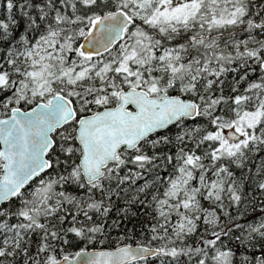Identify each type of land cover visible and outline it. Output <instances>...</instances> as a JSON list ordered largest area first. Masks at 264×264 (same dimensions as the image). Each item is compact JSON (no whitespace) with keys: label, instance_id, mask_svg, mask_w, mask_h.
I'll list each match as a JSON object with an SVG mask.
<instances>
[{"label":"snow or ice","instance_id":"snow-or-ice-1","mask_svg":"<svg viewBox=\"0 0 264 264\" xmlns=\"http://www.w3.org/2000/svg\"><path fill=\"white\" fill-rule=\"evenodd\" d=\"M0 264H264V0H0Z\"/></svg>","mask_w":264,"mask_h":264}]
</instances>
